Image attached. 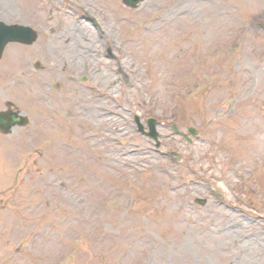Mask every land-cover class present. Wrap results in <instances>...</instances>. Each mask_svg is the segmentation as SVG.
Masks as SVG:
<instances>
[{"label":"rangeland","instance_id":"rangeland-1","mask_svg":"<svg viewBox=\"0 0 264 264\" xmlns=\"http://www.w3.org/2000/svg\"><path fill=\"white\" fill-rule=\"evenodd\" d=\"M116 2L0 0L40 33L0 61V110L40 131L0 136V264H264V0ZM80 24L86 58L62 43ZM136 116L158 121L159 149Z\"/></svg>","mask_w":264,"mask_h":264},{"label":"bare ground","instance_id":"bare-ground-1","mask_svg":"<svg viewBox=\"0 0 264 264\" xmlns=\"http://www.w3.org/2000/svg\"><path fill=\"white\" fill-rule=\"evenodd\" d=\"M114 2H115V0H114ZM115 4V3H114ZM115 7V6H114ZM40 12H42V10L40 11ZM7 18L9 17V16H7V15H5ZM52 20V19H51ZM88 20V19H87ZM153 22V21H152ZM153 23H155V22H153ZM153 23H150L149 25H152ZM81 27V29L80 30H73V31H71V29H68V32L66 31L67 29H64V28H62V30H65V34H64V41L65 42H62L63 43V46H64V48H69L68 46H67V43L69 42V40H68V38L73 34V35H75L76 33H80L82 30H85L86 29V26L85 25H81L80 26ZM69 31H71V32H69ZM53 32H54V30H53ZM52 34V33H51ZM71 38V43H72V45H73V47L71 48V50L74 52V53H76V54H80V55H82V57L83 58H86V57H89L94 51H93V49L92 48H89V47H80L79 46V44H78V42H77V39H76V37H70ZM85 46H87V44H85ZM76 48H79V51H76ZM86 54H85V53ZM85 54V55H84ZM20 55V52H18L17 53V57ZM17 59H20V58H17ZM122 69H123V64L121 63V62H119L118 64H117V67H116V71H118V72H120L121 74H122V77L124 76L125 77V81L127 82V76L124 74L123 75V71H122ZM87 108L85 107L84 108V110H86ZM98 108L96 107L94 110H93V114H94V116L91 118V119H96V118H94V117H96L97 115H98ZM245 140H247V139H245ZM243 144H246V143H243ZM241 145L242 144H239L238 146H239V148H241ZM251 248L252 249H255L256 248V246H251ZM252 260V258H251V256H250V253L248 254V256H247V258H246V261H251Z\"/></svg>","mask_w":264,"mask_h":264},{"label":"water","instance_id":"water-1","mask_svg":"<svg viewBox=\"0 0 264 264\" xmlns=\"http://www.w3.org/2000/svg\"><path fill=\"white\" fill-rule=\"evenodd\" d=\"M138 1L140 0H125V4H128L129 6H134ZM9 39L21 40L20 32L14 29H5L3 28V26L0 25V57L2 53V46H4L5 42H8L7 40ZM1 124L2 123L0 122V125Z\"/></svg>","mask_w":264,"mask_h":264}]
</instances>
